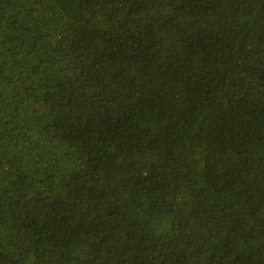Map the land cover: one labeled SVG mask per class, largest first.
Segmentation results:
<instances>
[{
	"label": "trees",
	"instance_id": "1",
	"mask_svg": "<svg viewBox=\"0 0 264 264\" xmlns=\"http://www.w3.org/2000/svg\"><path fill=\"white\" fill-rule=\"evenodd\" d=\"M0 264H264V0H0Z\"/></svg>",
	"mask_w": 264,
	"mask_h": 264
}]
</instances>
